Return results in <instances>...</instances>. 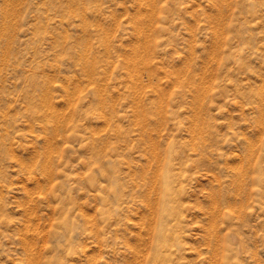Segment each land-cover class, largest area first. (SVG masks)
I'll return each mask as SVG.
<instances>
[{
	"label": "rangeland",
	"instance_id": "374dc122",
	"mask_svg": "<svg viewBox=\"0 0 264 264\" xmlns=\"http://www.w3.org/2000/svg\"><path fill=\"white\" fill-rule=\"evenodd\" d=\"M0 264H264V0H0Z\"/></svg>",
	"mask_w": 264,
	"mask_h": 264
},
{
	"label": "bare ground",
	"instance_id": "6f19581e",
	"mask_svg": "<svg viewBox=\"0 0 264 264\" xmlns=\"http://www.w3.org/2000/svg\"><path fill=\"white\" fill-rule=\"evenodd\" d=\"M167 175H168V174H167ZM170 176H171V175H170ZM169 179H170V178H168V177H165V178H164V187H163V188H164V191H163L164 194H168V192H167L166 190H167V188H168V185H170V184H169ZM170 186H171V185H170ZM168 190H169V189H168ZM170 192H171V191H170ZM165 198H166V197H165ZM217 199H218V198H217ZM164 212H165V211H164ZM166 215H167V214H166ZM162 218H164V217L162 216ZM165 219H166V217H165ZM162 221H164V219H163ZM160 228H161V227H160ZM163 232H164V229L161 230V233H163ZM158 233H159V232H158ZM160 248H161V247H159V249H160ZM157 250H158V249H157ZM158 251L160 252V250H158Z\"/></svg>",
	"mask_w": 264,
	"mask_h": 264
}]
</instances>
